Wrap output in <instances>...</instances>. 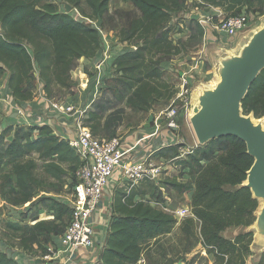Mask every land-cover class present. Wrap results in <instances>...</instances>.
<instances>
[{
    "label": "trees",
    "instance_id": "16d2710c",
    "mask_svg": "<svg viewBox=\"0 0 264 264\" xmlns=\"http://www.w3.org/2000/svg\"><path fill=\"white\" fill-rule=\"evenodd\" d=\"M63 1L83 14L81 0ZM129 1L140 15L119 35L132 49L113 59L114 78L122 86L119 98L133 110L147 112L156 102L170 100L176 93L175 86L165 78L161 63L199 44L204 28L198 20L190 19L191 34L186 40L174 42L169 25L171 13L185 9L186 0ZM85 2L91 9L90 17L97 19L107 11L110 0ZM194 5L219 7L227 16L238 14L245 6L247 11L264 13V0H198ZM100 46L98 29L61 11L56 2L0 0V76L7 73L8 88L18 101L34 98L37 81L48 99L55 96V89L69 90L75 85L71 78L75 62L81 57L93 58ZM242 108L244 113L264 116V69L243 98ZM108 109L107 104H96L86 112L82 122L98 138L115 137L121 123L120 110L105 114ZM34 130L38 136L33 138ZM11 133L12 139L5 143V137ZM181 146H163L153 156L177 157L176 163L188 169V180L166 177L155 183L143 178L138 186L127 183L115 187L106 242L96 264H138L144 252L170 233L178 222L172 213L152 206L150 201L162 203L164 195L171 191L182 194L191 189L193 216L179 223L185 244L177 258L184 264H209L207 255L213 254V264H246L253 253L250 250L252 234L241 231L233 237L224 235L226 229L247 227L256 219L258 200L248 188L238 187L253 162L245 143L233 135L221 136L179 157ZM38 161L44 177L39 174ZM2 163L9 165L10 173L0 183V196L18 205L31 202L36 190L44 188L49 179L58 183L57 190L67 179L73 185L81 160L68 141L56 135L49 125H10L0 133ZM136 196L140 197L135 199ZM38 205L52 211L53 218H36L31 225L6 222L7 233L11 232V237L17 240L9 248L16 247L30 254L41 250L45 255L49 252L46 245L51 236L64 231L70 219V207L51 197L40 198ZM198 244L203 250L187 259L185 255ZM176 261L170 259L171 264ZM0 264L22 263L0 251ZM257 264H264V252Z\"/></svg>",
    "mask_w": 264,
    "mask_h": 264
},
{
    "label": "rangeland",
    "instance_id": "374dc122",
    "mask_svg": "<svg viewBox=\"0 0 264 264\" xmlns=\"http://www.w3.org/2000/svg\"><path fill=\"white\" fill-rule=\"evenodd\" d=\"M43 1L56 2L58 3L60 10L65 12V2L63 0ZM196 2H198V0H186L184 14L176 12L171 15L172 19L169 22V25L172 26L171 38L174 42H177L180 39L186 40L191 34L193 25L190 22V19L185 15V13L189 12L191 9H194L196 12L200 11L202 16H209V19H207V21H215V11H212L214 10L213 6L197 8L194 5ZM80 8L83 11V14H81L77 8H72L69 14L98 29L101 39L100 49L93 58H80L75 62L74 67L71 70V78L75 81L74 86H72L69 90L55 89V96L53 98H45L48 101H52L53 105L55 103L58 104V108L63 109L65 107L64 110H59V112L60 114H62V116L74 118L73 123H75L77 120L85 122L84 120L87 117L86 112L90 109H93L96 104L108 105L109 109L105 114L119 109V113L121 114L122 118L121 123L116 128L115 137L121 138L122 142H129L126 141V139L129 140V138L135 135L139 137L140 135L143 136L146 134H153V136L146 139L145 141L147 144L148 152L153 149L151 160L157 166H162V168H164L161 173V179H164L166 177H177L178 180H188L190 176L188 174V169H183L181 168L180 164L176 163L178 160L177 157H168L165 158V161H162L159 157L153 156V153L158 148L166 146L165 144H169V142L164 141L163 138L167 136L168 132L166 131V129L161 128L160 126L158 127V125L161 124L163 112L170 106L172 98L170 100H160L156 102L147 112L133 110L130 106H128L124 99L122 100L119 98V92L122 90V86L114 78L115 75L112 62L116 56L132 49L127 41L120 40L119 35H122L123 32L128 30L130 21L137 18L140 15V11L129 0H110L107 11L97 19H92L90 17L91 9L87 6L85 0H81ZM258 12L260 13V10ZM260 15L262 14L260 13ZM253 27H255V25H253ZM205 28L206 31L207 24L205 25ZM210 34L211 32L208 31L207 38L203 37L199 44L192 47H187V49L184 50L180 55L161 63V66L165 69V78L175 86L176 91L179 77L183 72H186L190 74V76H192V83H194L193 87L199 82H210V80H212L214 77L212 51L214 49L218 51L220 49L235 50L237 47L235 45H238L240 43V39L242 37L232 36L224 38L222 42H217L211 36L214 33L212 32V34ZM2 75L0 76V78L2 77ZM41 89L42 84L40 83V81H37L35 84L34 97L41 96ZM42 93L44 94L43 90ZM13 109V112H19L18 109H15V106ZM11 112L12 111L8 112L9 118L12 115ZM189 112L190 108L188 113ZM12 126L27 127L29 125ZM32 134L33 138L37 137L38 131L34 130ZM12 137L13 133L6 136L4 142L6 143L10 141ZM178 137L180 139V143H183L179 151H181L184 155L189 152L191 148L198 146L187 118L186 120H183L181 124V129L179 130ZM145 141L143 144H145ZM125 146L127 145L125 144ZM38 163L40 167L39 174L41 177H44L43 172L41 171V161H38ZM9 173V165L6 163L0 164V183L3 180V177L5 175H8ZM142 179L143 178H139L138 181L133 185H140L142 182L140 180ZM119 183L121 184V182ZM127 183L128 181L122 182V184ZM57 187L58 183H56V181H53L52 179L47 180V182L45 183V187L42 189H37L34 198L27 204L13 205L6 202L0 196V251L6 252L10 257L13 258H16L17 256H19L20 258L23 257L22 261L25 264H39L33 261V259L41 260L43 258V262L49 260V254L52 255L53 252H48L43 255V251L38 250L37 252L30 254L25 251L16 249V247L9 248L10 244L15 245L17 240L11 237V232L7 233L5 223L18 222L21 225H31L35 222L36 218H53V212L47 211L46 209L38 205V200L42 197H51L61 202L65 201V198L70 196L72 192V185L69 183V179H67V183L60 190H57ZM226 188L230 189L232 187L226 186ZM188 192L190 191H186L180 194L171 191L169 194L164 195L165 198L170 197L171 199H173L171 210H176L175 208H177L178 206H182L185 208V204L187 203L188 198V195L186 194ZM139 197L140 196H136L135 199H138ZM145 197L150 199L148 195H145ZM164 202L165 199L162 203H156L153 200L150 201L152 206H156L159 208L165 205ZM171 210L166 209L165 211L171 213ZM183 210L186 211V209ZM189 210L191 211V207H189ZM190 211H186L187 216H193ZM172 214H174L175 218L178 220L175 227L170 233L161 237L156 245L145 251L143 254L144 258H141L138 264H171V258L178 260L172 264H177L178 262H182V264H184L183 261L177 258L180 257L179 251L185 244L184 236L182 235L179 227V223L182 218L180 216H177V213ZM245 230H247V227H238L234 229L229 228L224 231V235L227 237H233L241 231L245 232ZM54 240H56V237L51 236L48 244L46 245L47 250L49 248H52V251H54L55 247L51 246V243ZM200 247L201 244H198L192 250V252L195 250L198 251ZM263 252H255L254 254L261 255ZM189 255L190 253L186 254V258L189 259ZM24 257L28 258L29 260L24 259Z\"/></svg>",
    "mask_w": 264,
    "mask_h": 264
},
{
    "label": "built area",
    "instance_id": "2783aa9c",
    "mask_svg": "<svg viewBox=\"0 0 264 264\" xmlns=\"http://www.w3.org/2000/svg\"><path fill=\"white\" fill-rule=\"evenodd\" d=\"M192 12L196 11L191 9L185 15L190 19ZM173 13L176 12L171 14ZM177 13L184 14V9ZM259 17V12L247 11L245 6L238 14L229 16L224 14L223 18L216 17L215 21L209 22L207 21L209 16L200 15L198 22L204 28V38H207L209 31L211 34L214 33L210 35L215 41L222 42L227 37L243 36L253 25L259 23ZM206 24L207 30L205 31ZM193 85L192 76L186 72L181 73L177 91L172 97L170 106L163 112L161 124L158 125L168 132L167 136L163 137L164 141L169 142V144L164 143L166 146L183 144L180 143L178 133L183 120H186L188 115ZM51 105H49L50 109L60 115L57 110L58 104L53 105L52 103ZM56 112L50 116L54 122ZM73 125L64 129L59 136L66 139L71 148L77 152L81 163L74 173L75 182L72 185V192L63 201L71 209L70 219L64 231L56 235V240L52 241L53 244L51 243L55 249L60 248L69 252H76L94 243L91 216L97 210L102 195L108 188L113 193L115 187L124 185L122 182H131L130 186H133L139 178H148L158 183L164 169L151 160L153 149L151 152H143V155L138 154L144 147L142 146L144 141L153 134L140 135L139 137L135 135L129 139V142H122L119 137L98 138L94 136L80 120H77ZM183 155L180 151V156ZM159 158L165 161V158ZM112 180L114 187L110 186ZM109 212L111 215V207ZM173 213H177L176 215L182 219L187 217L185 210H176ZM48 250L53 252L52 248Z\"/></svg>",
    "mask_w": 264,
    "mask_h": 264
},
{
    "label": "water",
    "instance_id": "95a60500",
    "mask_svg": "<svg viewBox=\"0 0 264 264\" xmlns=\"http://www.w3.org/2000/svg\"><path fill=\"white\" fill-rule=\"evenodd\" d=\"M72 8L65 2V12ZM200 15V11L192 12L190 19L198 20ZM212 56L216 80L211 84L199 82L193 87L187 120L198 146L226 135L236 136L245 143L253 162L238 187L248 188L259 203L256 219L245 232L252 234L250 250L263 252L264 116L244 113L242 100L264 69V13L257 26L241 37L235 50L220 49Z\"/></svg>",
    "mask_w": 264,
    "mask_h": 264
},
{
    "label": "crops",
    "instance_id": "0c3cea01",
    "mask_svg": "<svg viewBox=\"0 0 264 264\" xmlns=\"http://www.w3.org/2000/svg\"><path fill=\"white\" fill-rule=\"evenodd\" d=\"M215 11V18L220 17L221 14L223 15V11L219 7H213ZM257 26V25H255ZM254 28V27H252ZM251 28V29H252ZM250 30V29H249ZM248 30V31H249ZM247 31V32H248ZM97 54V53H96ZM81 59H88L86 57H81ZM41 89V96L34 97V99L29 101H18L16 100L8 88L7 85V73L5 72L2 77L0 78V133L9 125H49L56 135H61L64 129H67L69 126H74L73 121L74 118L68 116H62V114H58L56 111L50 109L49 105L52 101H48L44 94L42 93ZM15 109L19 110V114L14 111ZM59 106V105H58ZM12 109V110H11ZM59 110V108H57ZM11 112V117L9 118L8 112ZM56 112L55 114V122L52 121L50 117L52 113ZM60 113V112H59ZM130 139V138H129ZM126 141H130L126 139ZM146 144V141H145ZM143 144V149L138 152V154L143 155V152H148L147 144ZM151 152V151H150ZM113 180L111 181L110 186L113 185ZM193 189L190 190L186 195H188L187 203L185 204V208L182 206H178L175 208L176 210L186 209V211H190L189 207L191 203ZM112 196L113 193L111 189L108 188L102 195L100 200L99 206L97 210L91 216V221L93 225V232H94V243L90 246H85L76 252H69L67 250H61L60 248H56L53 251V254H49V260L42 261L39 259H33L36 263L39 264H96L99 259L101 252L105 246L106 237L109 229V220H110V212L109 209L112 203ZM173 199L170 197L165 198V205H163L162 209L171 210ZM176 210H171L173 213ZM191 212V211H190ZM192 213V212H191ZM227 230V229H226ZM202 246L199 248L198 251H202ZM197 250L190 253L189 258L194 255ZM253 252L251 255L248 256L246 260V264H257L260 260V254H254ZM189 254V253H187ZM142 258H144L142 256ZM209 264H213L215 257L213 254L207 255ZM17 261L22 264H25L22 260L23 257L17 256ZM29 260L28 258H25ZM188 259V258H187Z\"/></svg>",
    "mask_w": 264,
    "mask_h": 264
},
{
    "label": "bare ground",
    "instance_id": "6f19581e",
    "mask_svg": "<svg viewBox=\"0 0 264 264\" xmlns=\"http://www.w3.org/2000/svg\"><path fill=\"white\" fill-rule=\"evenodd\" d=\"M223 16H224V14L222 15V16H220V18H223ZM255 28V27H254ZM254 28H252V29H250V30H253ZM248 32H246L244 35H246ZM235 46H237V45H235ZM218 50H216V49H214L212 52H217ZM215 80H216V76H215V73H214V77H213V79L212 80H210V82H208V83H206V84H211V83H214L215 82ZM65 108V107H64ZM64 108L62 109V108H59V110H64ZM181 211V210H180ZM179 216V215H178Z\"/></svg>",
    "mask_w": 264,
    "mask_h": 264
}]
</instances>
